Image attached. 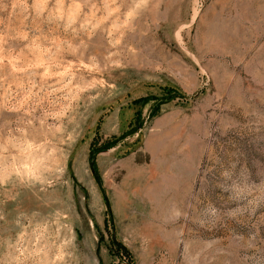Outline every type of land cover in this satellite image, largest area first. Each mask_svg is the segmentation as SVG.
Returning a JSON list of instances; mask_svg holds the SVG:
<instances>
[{
  "label": "rangeland",
  "instance_id": "rangeland-1",
  "mask_svg": "<svg viewBox=\"0 0 264 264\" xmlns=\"http://www.w3.org/2000/svg\"><path fill=\"white\" fill-rule=\"evenodd\" d=\"M0 264H264V0H0Z\"/></svg>",
  "mask_w": 264,
  "mask_h": 264
}]
</instances>
